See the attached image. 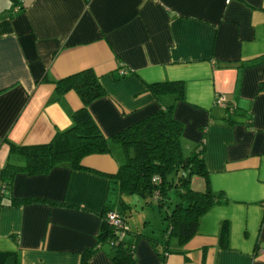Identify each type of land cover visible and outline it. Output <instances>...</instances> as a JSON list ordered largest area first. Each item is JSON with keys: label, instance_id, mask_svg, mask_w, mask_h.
<instances>
[{"label": "crops", "instance_id": "crops-1", "mask_svg": "<svg viewBox=\"0 0 264 264\" xmlns=\"http://www.w3.org/2000/svg\"><path fill=\"white\" fill-rule=\"evenodd\" d=\"M86 67L105 91L88 105L103 134L172 103L182 150L202 143L210 188L224 201L159 255L153 241L163 224L149 229L144 200L106 175L124 160L111 142L110 153L85 155L83 169L61 162L16 173L12 195L33 200L0 205V250L23 263L79 264L108 206L142 233L132 264H264V0H0V167L3 135L39 143L70 124L79 97L71 89L57 97L50 80ZM166 79L183 80L182 99L155 98L146 86ZM223 220L226 246L217 241ZM87 264L113 263L99 248Z\"/></svg>", "mask_w": 264, "mask_h": 264}, {"label": "trees", "instance_id": "trees-1", "mask_svg": "<svg viewBox=\"0 0 264 264\" xmlns=\"http://www.w3.org/2000/svg\"><path fill=\"white\" fill-rule=\"evenodd\" d=\"M120 68L125 69L122 75L132 73V69ZM50 81L57 97L71 89L79 97L80 105L70 113V124L55 130L48 141L24 144L3 135L1 140L6 142L8 152L0 167V205L33 200L12 195L11 185L16 173L44 174L61 162L68 163L73 169H83L81 159L85 155L110 153L111 142L119 144L124 152V160L116 170L106 174L116 183L118 191L136 194L144 200V204L155 203L159 209L165 207L161 213L163 226L159 239L153 241L158 245L156 250L159 255L166 253L171 237L178 243L191 238L198 228L200 215L212 205L224 201L222 193L213 192L210 188L202 157V143L187 154L182 151V124L172 114V103L105 135L88 108L92 100L105 94L98 75L91 68H82ZM146 86L155 98L166 93L172 94L174 99H182L184 95L181 79L157 80L148 82ZM192 174L201 177L202 188L191 187ZM172 187L178 195L173 204L168 194ZM168 201L170 206H167ZM108 210L110 207L105 206L101 211L95 243L81 252L79 264H87L90 254L99 248L107 253L113 264H132L135 261L134 242L136 237L141 236V231L129 229L120 211L117 213L121 216V224L111 223L106 216ZM227 232L228 224L223 220L218 230V245L226 246ZM128 234L133 236L132 240L127 239ZM0 264L29 263L21 262L15 251L0 250Z\"/></svg>", "mask_w": 264, "mask_h": 264}, {"label": "rangeland", "instance_id": "rangeland-1", "mask_svg": "<svg viewBox=\"0 0 264 264\" xmlns=\"http://www.w3.org/2000/svg\"><path fill=\"white\" fill-rule=\"evenodd\" d=\"M182 151L184 152V154H187L188 153V152H186L184 150H182ZM191 177H193V182L191 183V187H193L194 189H200L201 186H197L195 184V181H197V180L200 181L201 178L198 175H196V174H192ZM168 194H169V197H170V200L169 201L173 204L174 201L178 199L177 191L172 187L171 189H169V193ZM124 195H129V194H124ZM133 195H134L133 197H137V195L136 196H135V194H133ZM169 201H168V205L167 206H170L169 205V203H170ZM142 205H143V207H145V209H143L144 212L150 218L149 219V226H148V228L151 229V226L152 225L155 226L158 223H159V226H160L161 223H162L161 222V213L164 212V208L165 207L159 209L155 203H152V204H142ZM131 209H132V211H135V208L132 207ZM136 209H138V208H136ZM129 213H133V212H130L129 211L127 214H129ZM135 216H137V215H135ZM159 236H160V233H159Z\"/></svg>", "mask_w": 264, "mask_h": 264}, {"label": "built area", "instance_id": "built-area-1", "mask_svg": "<svg viewBox=\"0 0 264 264\" xmlns=\"http://www.w3.org/2000/svg\"><path fill=\"white\" fill-rule=\"evenodd\" d=\"M119 73H120V74L125 73V69L121 68V69L119 70ZM216 101L219 102V103L224 104V98H223L222 96H220V95L217 97V100H216ZM106 216H107V219H108L111 223H113V224H115V225H119V224H121V216H120L115 210H112V209L108 210V211L106 212ZM159 264H161V263H159Z\"/></svg>", "mask_w": 264, "mask_h": 264}]
</instances>
